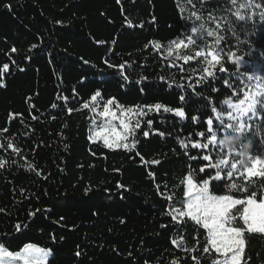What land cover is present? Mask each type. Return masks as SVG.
Returning a JSON list of instances; mask_svg holds the SVG:
<instances>
[{
    "label": "trees",
    "instance_id": "16d2710c",
    "mask_svg": "<svg viewBox=\"0 0 264 264\" xmlns=\"http://www.w3.org/2000/svg\"><path fill=\"white\" fill-rule=\"evenodd\" d=\"M5 5H10L11 10ZM205 7L215 9L217 17L227 15L230 21L235 17L224 9L244 12L243 8L232 7L228 0H208ZM193 11L199 14V5L194 9L187 0H0V65L8 62L12 69L6 87L0 88V143L11 138L21 149L19 155L11 149H0V156L15 161L0 169V209H4L0 211V241L9 250L21 251L32 243L51 250L55 259L50 258L49 264H172L173 260L185 258L183 248L192 255H201L207 237L205 229L191 221L181 233L161 228L168 221L164 215L167 209L162 207L168 201L156 188L157 184L162 189L167 184L164 195H172L177 206L184 199L186 184L182 181L192 162L184 155L178 139H188L182 127L187 121H179L162 110L139 116L135 114L139 111L136 106L161 103L183 107L186 115H197L204 121L212 118L215 126L212 104L226 98L238 103L245 93L250 95L264 85V22L257 15L254 20L236 21L233 30H227L228 25L216 30L207 11L203 21H195ZM127 20L133 21L134 27L130 28ZM194 21L216 32V36L208 38L209 50L221 49V64L227 69L218 73L217 79L224 76L230 81L235 95L229 88L223 95L207 91L204 95L210 97V103L192 89L175 87L176 83L195 85L202 75L200 69L207 66L203 57L185 64L182 57L194 55L196 49H178L172 43L184 38L183 33L178 35L181 26L191 34ZM140 23L145 25L143 29L138 27ZM217 36L223 37L218 46ZM34 44L37 47L32 49ZM13 47L16 52L11 51ZM229 54H234L231 60ZM237 58L241 63L235 66L232 61ZM108 63L114 67L109 68ZM16 64L25 71H17ZM121 64H125L124 71L133 81L141 76L148 80L139 85L125 84L115 67ZM190 66L197 70L193 72ZM160 75L173 76L175 82L161 81ZM168 83L186 97L192 94L199 103L185 104L178 96L170 95ZM145 85L153 90L139 92ZM129 87L132 91H128ZM97 90L104 102L116 98L134 112L121 116L112 106L117 116L112 119L98 115L103 102L96 112L85 109L84 103L91 107V96ZM54 103L58 107L53 108ZM70 108L79 111H69ZM144 110L147 112V108ZM120 119L129 120L130 126L137 120L141 123L136 129L140 143L131 152L123 147L107 148L103 137L95 136L106 120L119 125ZM147 119H153L157 131L175 123L173 135L166 133L161 138L150 132L143 137ZM117 130L122 131L119 127ZM191 131L196 140L201 139L195 137L196 131H204L210 138L206 123L192 125ZM260 139H253L249 155L264 153ZM131 140L129 137L126 142ZM225 155L233 162L229 150ZM149 173H154V178ZM232 182L242 184L243 179L237 175ZM118 184L124 188H117ZM227 191L218 187L213 194ZM231 195L243 198L247 193L233 190ZM33 212L35 216H30ZM17 224L21 231L16 230ZM245 241L242 264L247 257V264H264V233H245ZM194 247L197 252L191 253ZM77 251L81 256L75 255ZM217 255L211 253V257ZM211 257L201 255L200 264H211Z\"/></svg>",
    "mask_w": 264,
    "mask_h": 264
},
{
    "label": "snow or ice",
    "instance_id": "6c2138e0",
    "mask_svg": "<svg viewBox=\"0 0 264 264\" xmlns=\"http://www.w3.org/2000/svg\"><path fill=\"white\" fill-rule=\"evenodd\" d=\"M117 3H120V0H117ZM187 3L194 9L197 8V4L199 5V14L196 11L192 12V17L195 18V21H203V13L207 11L208 19L215 22L216 30H220L222 25H228L227 30H233L232 24L236 21L246 22L249 19L254 20L257 15L259 20L264 22V0H245L243 3L239 2V0H228L232 7L244 9L243 13L240 11L232 13V8L224 9L226 13L234 15L235 20L231 21L227 15L217 17L214 14L215 9H206L205 5L208 0H195V2L194 0H187ZM5 7L11 10L10 5H5ZM195 21L190 28L191 34H188V28L181 26L178 30V35L183 33L184 38L175 40L172 43L178 49L181 47L187 48L188 46L196 49L194 55H184L182 57L185 64L203 57V61L206 62L207 66L200 69L202 75L195 85L191 82L187 85L176 83L175 87L184 89V91L192 89L196 96L209 100L210 103V97L204 95L207 91L223 95L224 89L229 88L233 89V95H235L236 90L230 81L226 80L224 76H219L217 79V74L225 73L227 69L221 64L223 55L221 49L217 47L214 51L209 50L208 38L216 36V32L205 28V23H200L197 26ZM151 22H155V17L152 18ZM127 24L130 28L134 27L131 20H127ZM138 27L143 29L145 25L140 23ZM222 39V36H217L215 45H220ZM113 43H116V41H113ZM31 47L35 49L37 45L34 44ZM156 47L159 48L160 45L156 44ZM11 51L16 52L17 49L13 47ZM232 55L234 54H229V60L232 59ZM208 57H211V59H208ZM12 63L15 64V61H12ZM232 63L238 66L241 63V58H237ZM216 65H219L218 69ZM108 67L112 68L114 66L108 63ZM115 67L120 70L118 74L125 84L139 85L148 80L147 76H141L140 79L133 81L124 71L125 64ZM127 67L130 69L131 64H128ZM169 67H175V65L170 64ZM16 70L19 72L25 71L18 64H16ZM191 70L195 72L197 69L191 67ZM10 75H12L10 64L5 62L0 65V88L6 87V78ZM159 79L165 82H175L173 76L160 75ZM173 83L167 84L168 89L171 90L170 95L178 96L179 100L185 104L189 103V101L193 105L199 103V100L192 99V94L186 97L175 91ZM125 84H121V87H125ZM197 86L200 88L199 91H197ZM148 90H153L150 85L139 88L141 93ZM128 91H132V88L129 87ZM63 99L66 100L67 97H63ZM91 102V107L89 103H84L83 107L92 112H96L101 102H103V110L98 113L101 117L116 119V112L112 111V106H115L120 111L121 116L134 112L133 108H126L116 98H110L104 102V97L99 90L95 91L91 96ZM52 107L56 108L58 105L54 103ZM60 107L63 110L64 106L61 105ZM136 107L139 111L135 114L139 116H147L151 112H160L162 110L163 113L172 114L173 118H179V121H187L182 127L188 139H178L180 146L185 149L184 155L192 162L189 165V173L186 175V179L182 181V183L186 184L183 192L184 199L179 202L180 206H177L176 203L172 202L174 199L172 195H164V189H167L168 185L165 184L163 189L159 184L156 185L161 197L168 201L162 206L167 209L164 215L168 217V221L167 223H162L161 228L166 229L168 232L181 233L190 227L189 221L194 222L195 226L202 227L207 232L201 255L208 254L211 257L213 252L218 254L215 257H211V264H242L246 247L245 233H264V153L249 155L248 151L246 159L242 156L246 146L251 145L253 139L257 136L261 137L260 143L264 144V123H257L258 121H264V85L257 87L256 91L250 95L245 93L244 98L240 99L238 103H234L231 98H226L212 104L211 111L215 113V126L212 118L204 121L202 117L197 115H186L183 107L173 108L164 106L161 103L137 105ZM145 108H147V112L144 110ZM72 110L79 111V109L75 108L69 109V111ZM130 123L127 119H120L119 125H114L111 120H106L101 130L95 133V136H103L104 146L107 148H113L114 146L123 147L131 152L140 143V140L136 138V129L141 127V123L139 120L132 126H130ZM153 123V119L144 121L147 130L142 132L143 137L147 138L150 132L161 138L165 137L166 133L168 136H172L173 130L176 128V124L173 123L168 129L157 131L153 128ZM203 123L207 125V133L210 134V138L206 137L204 131H196L195 137L201 138L196 140L193 137L191 127L192 125ZM93 124H95V121H93ZM117 127L122 129V132H118ZM3 131L7 132L8 129L5 128ZM129 137H132L131 143L126 142ZM89 139H92V137L90 136ZM229 139L238 141L229 150V154L233 157V162L231 163L228 155H225L223 147L224 141ZM116 140L120 141V143L116 144ZM0 149L5 151L11 149L12 153L16 155L21 153V149L12 142L11 138L7 143H0ZM136 155H139V152H136ZM237 156L242 157V159L236 160L235 157ZM9 163L15 164V161H9L5 157L0 156V169H6ZM154 163L158 164L160 162L154 161ZM28 167L30 170L33 169L32 165ZM37 174L39 175V173ZM149 175L154 178V173H149ZM237 175L243 179L242 184L232 182ZM253 177H258L259 179L254 180L252 179ZM116 187L122 189L124 185L118 184ZM218 187L227 188V193L221 195L213 194ZM233 190L247 193V195L243 198H234L231 195ZM0 211H4V209H0ZM45 211L50 212L51 210ZM29 215L35 216V213H29ZM15 228L17 231H21L20 224H17ZM24 228L27 229L28 225L25 224ZM52 239L53 242H56L55 237H52ZM8 242L10 243L11 241ZM181 243H183V240ZM182 251L185 253V258L183 260L179 258L173 260L172 264H189V261H192L193 264H200L201 255L190 254L188 248H183ZM196 252L197 249L195 247L191 249V253ZM75 255L79 257L81 252L77 251ZM50 258L55 259L51 250H45L32 243L26 244L21 251H12L5 246L3 241H0V264H49ZM248 259L250 257L244 259V264H247Z\"/></svg>",
    "mask_w": 264,
    "mask_h": 264
},
{
    "label": "clouds",
    "instance_id": "9594fccd",
    "mask_svg": "<svg viewBox=\"0 0 264 264\" xmlns=\"http://www.w3.org/2000/svg\"><path fill=\"white\" fill-rule=\"evenodd\" d=\"M236 143H238V141H234V140H231V139H229V140H225V141H224V144H223V147H224L225 150H230V149L233 148V146H234ZM249 149H250V145H247V146H246V149H245V152L242 153V156L244 157V159H246V157H247V152L249 151Z\"/></svg>",
    "mask_w": 264,
    "mask_h": 264
},
{
    "label": "rangeland",
    "instance_id": "374dc122",
    "mask_svg": "<svg viewBox=\"0 0 264 264\" xmlns=\"http://www.w3.org/2000/svg\"><path fill=\"white\" fill-rule=\"evenodd\" d=\"M118 132H122V131H120V130H117ZM101 137H103V136H101ZM104 139V138H103ZM114 139V138H113ZM119 141L118 140H116V144L118 143Z\"/></svg>",
    "mask_w": 264,
    "mask_h": 264
}]
</instances>
